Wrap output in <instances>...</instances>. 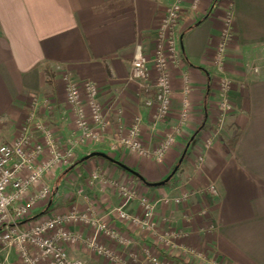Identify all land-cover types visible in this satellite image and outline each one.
Here are the masks:
<instances>
[{
	"label": "crops",
	"instance_id": "crops-1",
	"mask_svg": "<svg viewBox=\"0 0 264 264\" xmlns=\"http://www.w3.org/2000/svg\"><path fill=\"white\" fill-rule=\"evenodd\" d=\"M229 1L232 22L229 49L236 54L235 69L229 64V69L221 73L215 74L212 70L223 30L222 18L226 14L222 9L223 0L216 7V16L214 10L207 12L212 0H200L195 7L192 0H184L182 18L175 26V55L179 61L178 71L185 73L187 84L182 86L178 78L169 114L155 126H150L154 108L141 107L146 110L141 111L145 119L142 124L144 147L153 151L163 129L175 128V141L165 152L163 163L122 149L124 157H131L130 165L136 161L145 181L160 182V177L180 160L188 139L200 127L193 145L184 154L182 167L175 173L181 175L184 183L167 181L149 185L140 179L144 183L136 184L139 192L136 197L124 195L114 184L117 181L130 183V173L122 172L116 163L102 155L85 158L89 152L97 150L117 157L110 139L114 127L119 125L108 124L100 138L103 142H84V148L95 144L92 150L86 149L70 170L81 177L69 184L65 180L68 172L61 175L51 197L38 202L29 212L39 215L26 216L20 227L70 209L89 208L120 235H125V241L96 232L89 225L66 223V229L81 234L85 240L95 237L118 257L114 260L97 253L87 241H63L61 245L66 254L84 264H182L173 257L188 263L178 256L181 251L177 247H198L200 242L209 243V254L218 264H264V58L260 50L264 46V0ZM166 2L168 0H0V140L9 141L18 136L12 128L25 124V111L33 95L40 96L44 91L53 94L60 111V118L50 124L55 138L62 139L58 135V132L63 133L62 127L73 122L74 128V112L66 102L65 77L91 78L101 85L99 100L109 107L112 105L110 95H117V102L120 97L122 101L128 99L136 104L139 97L144 101V93H138V85L127 77L137 43L145 54L151 55ZM184 56L192 65L184 62ZM254 61L262 63H258L262 68L260 73L246 68V64ZM45 65L54 73V89L47 83ZM198 67L205 69L210 78L206 116L204 98L208 79ZM223 78L233 83L230 90L233 110L224 114L217 107L219 82ZM114 103L111 108L118 111L120 107ZM38 122L34 119L28 130L33 134L30 135L32 142L44 144ZM47 156V152L42 155ZM87 163L88 169L92 170L93 164L105 175L104 184L96 178L85 177L90 174L85 168ZM210 188H214L217 195L211 196ZM167 196H171L170 202L163 200ZM181 196L186 198L181 199ZM143 197L157 199L146 227L120 220L111 212L114 207L122 206L128 213L140 214ZM169 238H177L174 252L169 251ZM138 244L142 248H138ZM151 257H155L156 262ZM16 262L22 264L19 260Z\"/></svg>",
	"mask_w": 264,
	"mask_h": 264
},
{
	"label": "built area",
	"instance_id": "built-area-1",
	"mask_svg": "<svg viewBox=\"0 0 264 264\" xmlns=\"http://www.w3.org/2000/svg\"><path fill=\"white\" fill-rule=\"evenodd\" d=\"M183 2L184 0L169 1L159 23L151 55L148 56L142 51L140 43L136 44L127 77L128 81L137 83L146 93L144 103L154 108V117L157 120L166 118L171 106L173 88L169 64L175 54V26L182 18ZM199 2L200 0H192V6L195 7ZM231 23L230 17L229 21L227 19L228 27L221 31L219 47L213 56V64L216 67L225 61L224 50L232 37ZM260 50L264 58V46ZM257 69L255 66L253 71ZM229 83L226 78L220 81L221 100L218 102V110L222 114L230 107ZM64 86L66 102L74 112V124L79 131L77 139L88 141L98 138L107 121L98 102L96 83L89 79L74 80L65 77ZM37 127L43 133L44 144L32 142L27 128L14 140L0 143V241L7 246L14 245L23 264H84L82 260L70 258L66 254L61 245L63 241L70 243L87 241L97 253L117 260V255L95 237L85 240L81 234L66 229L67 222L78 221L94 227L96 232L115 239H123L114 228L96 218L90 210L70 211L33 222L25 228L20 227L19 223L38 202L51 197L52 185L47 178L52 169L60 163H65L66 157L70 155L69 150L64 154L57 150L49 128H44L40 123H37ZM124 131L126 132L122 131L116 139V145L142 153L137 124H131ZM174 141L173 135H167L154 150L156 158L161 160ZM45 152L48 153L47 159L41 160ZM209 192L212 196L217 195L214 188H210ZM123 193L128 198L132 195L124 189ZM141 205L142 212L138 215L128 213L122 206L114 208L112 213L120 220L146 227L154 213L155 201L143 198ZM30 246L37 249V255L29 251ZM151 260L156 262L155 257H151Z\"/></svg>",
	"mask_w": 264,
	"mask_h": 264
},
{
	"label": "rangeland",
	"instance_id": "rangeland-1",
	"mask_svg": "<svg viewBox=\"0 0 264 264\" xmlns=\"http://www.w3.org/2000/svg\"><path fill=\"white\" fill-rule=\"evenodd\" d=\"M169 1L170 0H168V3L167 2L165 3L164 13L166 11L167 6L169 5ZM219 2H220V0H218L217 3H216V7L217 8L219 6ZM216 7H215V9H213L214 11H212L214 16L217 15L216 14L217 13V8ZM222 9L226 10V14H225L224 18H222V20L224 22L223 23V29H224L225 27L226 28L228 27L227 19H228V21L230 19V1L229 0H223ZM175 49H176L175 50V52H176L177 51L176 39H175ZM224 56H225V61H224V63L222 65H220L219 67H216L215 64H214V67H213L212 70H213V72L215 74L216 73H221L225 69H229V67H228L229 64H231V66H232L231 68L232 69H235L237 58H236L235 51L233 49H229V42L227 43V45L225 47ZM258 59H260V58L258 57ZM258 63H260V61H254V62L248 63V64H246L247 65L246 68L248 70L253 71V68L255 66H257V68H258L257 71H253V72L260 73L262 71V68H261L260 64H262V63H260V64H258ZM170 64H172L171 66H169V71H170V76H171V81H172V88H173V92H174L175 83L177 82L178 78H179V80H181V85L182 86L185 87L187 83H186L185 73L184 74L183 73H179V71H178L179 61H178V58H176L175 54H174L173 58L170 60ZM71 78L74 79L73 77H71ZM84 79L85 78H83V79H74V80H84ZM87 79H89V78H87ZM89 80H91V78ZM230 84L233 86V83L231 81H230L229 85ZM96 85H97V83H96ZM232 86H229L230 90L233 88ZM100 87H101V85H99V86L97 85V94H98L97 97H98V102L100 103L101 108H102L101 110L105 114V119H106L107 123H106V126L104 127V129L100 131V136L98 138H95L94 140H100L99 142H103L104 140L100 139V138L103 137L108 124H116V125L118 124L119 125L118 127L117 126L114 127V130L111 133L112 137L110 139L111 147L116 149V151L118 152L117 157L114 158V157H111V155L108 156V154H106L105 152H102V153L106 154L109 158H111L113 160H116L118 162H121L122 164H124V165L128 166L129 168L135 170L142 178H144L143 175H141L139 173L138 169H137L138 166L135 163L136 161L132 165H130L129 158L131 159V157H129V156L124 157V155L122 154V149H127V148L118 147L116 145V139L118 138L119 134L122 131H123V133L126 132L124 130L125 129L127 130L128 126H130L131 124H137V126H138V131H137L138 132V138H139V140H140V142L142 144L143 152L139 153V152L132 151V150L129 149L130 153L136 154V155H139V156H144V157H152L155 161H157L159 163H163V161H164L163 158L164 157L161 160H159L154 155L155 148L153 149V151H149L147 148L144 147V142H143V138H142V129H143L142 124L145 123V119H144V116H143L142 112L143 111L146 112V110H143L142 108L148 107V106L145 105V103H144V101L142 100L141 97H139V101L136 104V103H132L128 99H124V101H122L121 100L122 97H120L119 101L117 102L116 101L117 95H114V96L110 95V96H112V105H110V107H109V105H106V103H104V102L102 103L99 100V95H100V93L103 90ZM219 87H220V82H219ZM241 87H242V85H241ZM136 90H137L138 93H140V91H141V93H144V99H145L146 93L142 90V88L138 86V87H136ZM172 96H173V94H172ZM230 96H232L231 92H230ZM220 100H221V98H220ZM232 101L233 100H232V97H231L230 98V107H229V109H227L226 113L231 112L233 110ZM114 102H116V104H118L117 106L120 107V109H118V111L117 110L114 111V109L111 108V106H113V104H115ZM56 104H57V101L54 100L53 94H51L50 92H45V91L41 92L40 96L38 94L33 95L31 103H30L29 107L27 106L26 111H25V115H24L25 116V124L23 126H21L20 128H18L17 126L12 128V129H14V132L16 133V136L17 135L19 136L23 131H25L26 127L28 129V126L31 123L33 124L34 119H37L38 121H40L38 123L42 124L44 126V128H46V129L49 128L51 130V132L53 134L54 141H55V146H56V148H57V150L59 152L64 154L66 151H68V150L70 151V155L67 156L65 161H64L65 163H60L59 165L54 167L52 169L51 173L49 174L48 178H47V180L51 181L50 184L52 185V192H53L55 184L57 183V180H58V183H59V177L61 175H64L65 173L68 172L67 174H69L70 177L69 176L66 177L65 180H67L69 184L75 183V180L79 179L81 177V176L79 177L76 173H73L70 170L75 166L77 161H80L79 157L83 156V154L86 152V149L89 151V149L92 147V145L95 144V143H90V145L88 144L87 148H84L83 145H85L84 144L85 141H81V140L79 141L77 139V135H78L79 131L76 128L75 124H74L75 127L73 128V125H71L73 122L72 123L69 122L70 124L65 126L64 129L62 127V130H63L62 132L63 133L58 132L59 137H62V139L61 138H57V139L55 138L54 129L52 128V126H50V124H51V122L54 119H58V117L60 118V116H59L60 115V111L58 110V107H57ZM122 108H125V109L127 108L128 111L124 112V110ZM125 113H127V114H125ZM115 114H118V115H115ZM63 119H66V117L64 118V116H63ZM151 119H152V122H151L152 124L150 126H155L156 123L161 122L165 118L162 119V120H157L154 117V113H153ZM217 120H219V118H217ZM163 132L164 133H163V135H161V140L158 142L157 146L159 145V143L167 135L170 134V135H173L175 137V132L176 131H175V128H174V129H170V130H164L163 129ZM29 133H30V135H33L30 130H29ZM42 136H43V133H42ZM94 140H88V141H94ZM9 141H12V140H9ZM9 141L0 140V143L1 142H9ZM90 150H92V149H90ZM99 152H101V151H99ZM45 159H47V157H41V160H45ZM81 159H83V158H81ZM177 163H178V161L173 166H171V168L169 169V171L166 174H164V175H162L160 177L161 178L160 181H163L166 178H168L167 181L170 182V183H174V182H181L182 183L183 182L182 178H181V175H176L175 174L177 171H174V173L172 174L173 169L175 168ZM88 166H90L89 163H87L85 165V168L87 167L86 168L87 172L90 171L89 172L90 174H87L85 176L88 180H91L92 178H96V179L100 180V182H102L103 184L105 183L104 181H107V178L105 177V175L100 174L95 169V165L92 164V166H93L92 170L88 169ZM115 166L119 170H121L122 172H128L132 176L131 177L132 180H131L130 183L124 184V183H118V181H117V182H115L116 184H114L115 187H120L121 188V192H123V189L126 190V191L131 192L132 195H130L129 198L134 197V196L136 197V195L139 193L138 190H136L137 189L136 184L139 183V182H142V181L135 174L125 170L120 165L116 164ZM170 174H172V175L170 176ZM78 181H80V180H78ZM167 181H165V182H167ZM188 181L189 180L187 179L186 183H188ZM142 183H144V182H142ZM78 184H80V182ZM88 184H90V183H88ZM203 191H204L203 192L204 194H206V195L208 194V192H205V190H203ZM205 197H207V196H205ZM180 198L181 199H183V198L185 199L186 197L185 196H181ZM144 199H147V198H144ZM155 199H148V200L155 201V204H156L157 199L156 200ZM163 200L167 201V202L168 201L170 202L172 200V198H171V196H167V197L163 198ZM117 207H119V206H117ZM117 207H114V208H117ZM114 208L111 210V212H113ZM85 210H90V209L89 208H86V209H83V210L70 209L68 212H70V211L83 212ZM68 212H66V213H68ZM141 212L142 211H140V213ZM91 213H92V211H91ZM31 214H32V212L27 215V218H30V217L31 218H35L36 216L39 215L38 214V215L33 216V214H32V216H31ZM63 214H65V213H63ZM63 214H59V215H63ZM130 214H132V213H130ZM59 215H56V216H59ZM56 216H54V217H56ZM51 218H53V217H51ZM96 218H99V217L96 216ZM43 219H46V218L42 217V218L36 220L35 222H38V221L43 220ZM103 221L107 222L106 220H103ZM21 222H23V221H21ZM69 223H76V224L80 223V224H83V223L78 222V221L69 222ZM22 227L25 228V226H23V225H22ZM171 235H172V233L170 234V236ZM120 236H122V235H120ZM134 236L136 237V235H134ZM122 238L123 239H121V241L124 242L125 235L122 236ZM137 238L139 239V235L138 234H137ZM168 240L171 241V242H168L169 247H171V249H169V251L170 252H174V249L177 247V245L175 243L177 238H174V239H170L169 238ZM137 243H140V242L138 241ZM137 247L138 248L139 247L142 248V245L138 244ZM177 248H178V250L181 251L180 253H178L179 254L178 256L180 258L185 259L189 264H218L216 262V260H214V258L211 256V254H209L210 245H209L208 242H204V243L200 242L198 247H191L190 245L189 246L186 245L183 249H180L179 247H177ZM29 251L32 252L34 255L38 254L37 249L34 248L33 246H30ZM17 260H19L20 263H22L19 251L15 248V246L14 245L7 246L2 241H0V264H17V262H16Z\"/></svg>",
	"mask_w": 264,
	"mask_h": 264
},
{
	"label": "trees",
	"instance_id": "trees-1",
	"mask_svg": "<svg viewBox=\"0 0 264 264\" xmlns=\"http://www.w3.org/2000/svg\"><path fill=\"white\" fill-rule=\"evenodd\" d=\"M217 1H218V0H212L210 6H209V8H208V11H207L208 13H210V12L216 7V3H217ZM181 37H182V35L180 36V39H181ZM183 60H184V62H185L187 65H192V64L189 62V60L186 58V56L183 57ZM198 68L201 69V70L203 71V73H205V74L207 75V79H208L207 86H206V91H205V98H204V108H205V112H204V113H205V116H206V105H207L208 92H209V88H210V78H209V75H208V73L206 72L205 69H203V68H201V67H198ZM44 71H45V73H46V75H47V83L50 84V85L52 86V88L54 89L55 83H54V73H53V71L51 70V68H50L49 65H45V66H44ZM199 129H200V127L197 128V129L195 130V132H194V133L190 136V138L188 139V142H187V145H186L185 151L183 152V154H182L180 160L178 161V163L176 164L175 168L173 169L172 174L174 173V171H177V170H179V169L182 167V161H183V158H184V154H185L187 148H188L189 146H192V145H193V143H194V141H195V137H196V135H197L198 132H199ZM111 161H112V160H111ZM78 162H79V161H77L76 163H78ZM112 162H114V161H112ZM114 163H115V162H114ZM65 172H66V171H65ZM172 174H170V176H171ZM136 176L139 177V179H141L142 181H144L146 184L153 185V183H150V182L145 181L140 175H136ZM173 258H174L176 261L181 262L182 264H189V263H186V262H184V261H182V260H179L178 258H175V257H173Z\"/></svg>",
	"mask_w": 264,
	"mask_h": 264
},
{
	"label": "water",
	"instance_id": "water-1",
	"mask_svg": "<svg viewBox=\"0 0 264 264\" xmlns=\"http://www.w3.org/2000/svg\"><path fill=\"white\" fill-rule=\"evenodd\" d=\"M93 155H102V156H104V157L109 158L106 154H104V153H102V152H99V151H93V152H90L89 154H87V155L85 156V158H87V157H89V156H93ZM109 159L112 160V161H114L116 164L120 165V166H121L122 168H124L125 170H127V171H129V172H131V173H133V174H135V175H139L135 170L129 168L128 166L122 164L121 162H118V161L113 160V159H111V158H109ZM167 179H168V178H166L165 180L160 181V182H154L153 185H156V184H159V183H164L165 181H167Z\"/></svg>",
	"mask_w": 264,
	"mask_h": 264
}]
</instances>
